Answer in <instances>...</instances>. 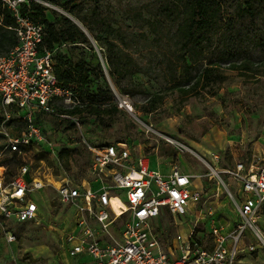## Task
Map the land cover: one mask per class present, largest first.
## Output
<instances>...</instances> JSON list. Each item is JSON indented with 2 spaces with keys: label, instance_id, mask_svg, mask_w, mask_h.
Segmentation results:
<instances>
[{
  "label": "rangeland",
  "instance_id": "rangeland-1",
  "mask_svg": "<svg viewBox=\"0 0 264 264\" xmlns=\"http://www.w3.org/2000/svg\"><path fill=\"white\" fill-rule=\"evenodd\" d=\"M170 1L73 0L79 15L97 33L117 43L127 62L140 70L117 84L105 56L106 41L98 42L90 35L92 45L68 42L58 49L59 59L84 61L93 68L87 90H103V103L111 113L62 117L37 111L33 121H26L10 112L12 118L5 128L11 135H21L30 123L39 127L41 135L18 151L15 161L7 153L5 164L14 175L26 165L31 179L42 178L53 186L42 197L35 196L42 206L37 218L25 222L0 219V264H75L66 243L73 209L61 201L56 186L63 182L83 186L95 180L87 143L124 141L134 157L151 152L154 169L179 166L193 175L195 186L203 190L204 206L197 213L190 210L175 219L159 220L157 229L165 243L179 244L198 221L195 239L204 234L208 238L213 223L231 229L237 209L230 192L237 193V181L225 170L239 162L246 167L264 163V74H260L264 73V0H256L253 15L242 11L245 0H226L223 15L232 24L213 36L215 59L222 53L231 60L249 58L256 70H227V79L218 86L187 97L169 88L176 75L186 82L191 79L180 78L177 17L160 14ZM47 6V17L58 29L64 26L62 15L84 28L62 5ZM164 89L169 91L164 104L144 111L150 95ZM7 111L10 108L0 99V123ZM4 143L0 134V150ZM261 224L264 228V217ZM8 229L15 240L7 239ZM252 240L256 238L249 237ZM238 259L236 264H264V249L259 246L257 251L240 253Z\"/></svg>",
  "mask_w": 264,
  "mask_h": 264
},
{
  "label": "built area",
  "instance_id": "built-area-1",
  "mask_svg": "<svg viewBox=\"0 0 264 264\" xmlns=\"http://www.w3.org/2000/svg\"><path fill=\"white\" fill-rule=\"evenodd\" d=\"M3 1L17 19V44L0 52V99L10 108L0 123V134L5 137L0 158L6 151H21L41 135L34 123L21 135H11L5 128L11 111L26 121H33L37 111L74 117L60 107L72 108L79 102L74 91L60 84L55 72L59 47L46 48L44 24L21 11L22 4L32 0ZM87 148L95 180L83 186L55 185L61 201L73 209L66 243L75 264H236L240 253L257 251L259 246L264 249V163L246 167L239 162L234 169L225 170L237 181V193L230 192L237 218L229 231L213 223L208 238L204 234L195 239L198 221L179 244H167L157 229L158 221L175 219L190 210L197 213L204 206L203 190L195 186L193 175L179 166L169 171L154 169L151 152L134 157L124 141L87 143ZM6 171L0 164V219L25 222L37 218L42 206L35 196L42 197L52 183L31 179L26 165L11 179ZM114 197L124 202L125 209L116 208ZM213 214L210 210L209 215ZM6 235L9 241L16 239L10 229ZM249 237L256 241H248Z\"/></svg>",
  "mask_w": 264,
  "mask_h": 264
},
{
  "label": "trees",
  "instance_id": "trees-1",
  "mask_svg": "<svg viewBox=\"0 0 264 264\" xmlns=\"http://www.w3.org/2000/svg\"><path fill=\"white\" fill-rule=\"evenodd\" d=\"M49 3L59 4L65 7L73 16H77L84 24L82 28L75 23L72 18L67 15H62L64 26L58 29L54 22L47 17L49 6L38 2L30 1L23 3L21 11L23 14H29L35 21L41 22L45 26L44 46L48 49L64 46L68 42L71 43H89L92 45L90 35L98 41H106L107 51L105 53L109 64L110 74L119 84L122 80L129 78L134 72L140 69L133 68L128 63L124 54L118 50V45L108 37H104L95 31L89 21L85 17H81L76 11L73 0H46ZM226 0H173L166 3L163 12L160 14L172 17H177L176 34L180 39V72L181 77L188 76V79H178L177 75L174 83L169 88L178 90L181 95L187 97L197 95L202 90L212 89L225 81L228 77L227 70H240V72H253L256 70L254 63L249 58L230 59L225 53L220 54L215 59L212 54L214 52L213 36L219 34L223 29L231 26V19L225 22L224 6ZM246 6L242 11L249 14H254L256 0H245ZM162 20V19H159ZM0 52L5 53L14 48L17 44L15 27L17 19L11 9L0 0ZM225 22V23H224ZM86 28L85 31L84 29ZM58 48V49H59ZM58 49L55 53V72L60 84L66 89L74 91L79 101L72 108L60 107L64 113L72 116L85 117L88 115L101 116L105 113H111L108 105L103 103V90L98 92L88 91L92 84L93 68L86 62L77 63L59 59ZM138 68V67H137ZM264 74V73H260ZM169 91L166 89L159 90L150 95L147 103L144 106V111L152 112L161 107ZM115 110H119L117 104L114 105ZM3 137L4 135L1 134ZM5 146V143H4ZM4 146L0 151L3 150ZM10 153L11 159L14 161L17 158L18 151H6L0 164L7 168V177L10 179L12 167L5 164L6 154ZM62 156L64 152H61ZM5 156V157H4ZM14 175V174H13Z\"/></svg>",
  "mask_w": 264,
  "mask_h": 264
},
{
  "label": "bare ground",
  "instance_id": "bare-ground-1",
  "mask_svg": "<svg viewBox=\"0 0 264 264\" xmlns=\"http://www.w3.org/2000/svg\"><path fill=\"white\" fill-rule=\"evenodd\" d=\"M113 202H114L116 208L119 211H122L123 209H125V204H124V202L119 197H114L113 198Z\"/></svg>",
  "mask_w": 264,
  "mask_h": 264
},
{
  "label": "crops",
  "instance_id": "crops-1",
  "mask_svg": "<svg viewBox=\"0 0 264 264\" xmlns=\"http://www.w3.org/2000/svg\"><path fill=\"white\" fill-rule=\"evenodd\" d=\"M170 169H171V168H170ZM170 169H169V170H170ZM181 169H182V168H181ZM169 170H167V171H169ZM163 171H165V170H163Z\"/></svg>",
  "mask_w": 264,
  "mask_h": 264
},
{
  "label": "water",
  "instance_id": "water-1",
  "mask_svg": "<svg viewBox=\"0 0 264 264\" xmlns=\"http://www.w3.org/2000/svg\"><path fill=\"white\" fill-rule=\"evenodd\" d=\"M84 30L87 31L86 28ZM87 33H88V31H87Z\"/></svg>",
  "mask_w": 264,
  "mask_h": 264
}]
</instances>
